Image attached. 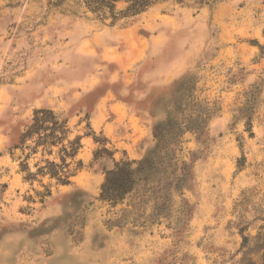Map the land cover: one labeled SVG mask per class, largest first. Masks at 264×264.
Masks as SVG:
<instances>
[{
	"label": "rangeland",
	"instance_id": "1",
	"mask_svg": "<svg viewBox=\"0 0 264 264\" xmlns=\"http://www.w3.org/2000/svg\"><path fill=\"white\" fill-rule=\"evenodd\" d=\"M36 109L80 137L66 185L24 179L56 158L14 148ZM112 159L138 170L114 204ZM0 264H264V0H0Z\"/></svg>",
	"mask_w": 264,
	"mask_h": 264
},
{
	"label": "trees",
	"instance_id": "2",
	"mask_svg": "<svg viewBox=\"0 0 264 264\" xmlns=\"http://www.w3.org/2000/svg\"><path fill=\"white\" fill-rule=\"evenodd\" d=\"M167 0H47V5L52 8L61 9L73 15L78 13L85 14L90 12L101 21L109 20V24L132 18L140 15L152 5ZM179 4H185L192 1L198 7L204 5H213L223 0H175ZM121 7L118 8V5ZM81 8L83 9L82 11ZM69 133L67 120L60 118L51 109H36L33 112L29 124L20 134L19 141L14 148H28L30 153L37 152L41 147L42 155L52 154V149L57 148L55 160L45 158L42 164H36L35 172H28L24 177L27 181H32L36 176H47L54 179L56 183L66 185L74 172L69 170V163L66 159L73 160L80 148V137L76 136L73 140L67 141L66 136ZM30 140L31 146L25 145ZM97 142L98 139L94 138ZM100 152H106L112 155V152L102 147L96 150L93 157L96 158ZM111 168L104 170V182L100 187V199L110 203L120 202L124 196L129 193L137 181L138 170L133 168L134 161L131 160H113ZM81 162H77L80 166Z\"/></svg>",
	"mask_w": 264,
	"mask_h": 264
}]
</instances>
